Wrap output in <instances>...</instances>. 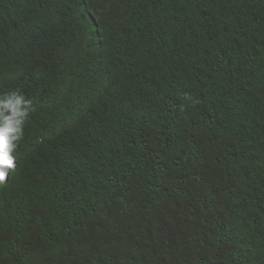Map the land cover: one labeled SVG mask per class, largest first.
<instances>
[{
	"label": "trees",
	"instance_id": "obj_1",
	"mask_svg": "<svg viewBox=\"0 0 264 264\" xmlns=\"http://www.w3.org/2000/svg\"><path fill=\"white\" fill-rule=\"evenodd\" d=\"M14 90L0 264H264V0H0Z\"/></svg>",
	"mask_w": 264,
	"mask_h": 264
},
{
	"label": "clouds",
	"instance_id": "obj_2",
	"mask_svg": "<svg viewBox=\"0 0 264 264\" xmlns=\"http://www.w3.org/2000/svg\"><path fill=\"white\" fill-rule=\"evenodd\" d=\"M33 110L32 99L19 91L0 95V184L16 167L13 152L23 137L25 122Z\"/></svg>",
	"mask_w": 264,
	"mask_h": 264
}]
</instances>
